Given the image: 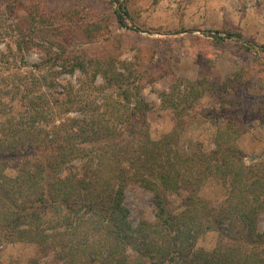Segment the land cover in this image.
Segmentation results:
<instances>
[{
  "label": "trees",
  "instance_id": "16d2710c",
  "mask_svg": "<svg viewBox=\"0 0 264 264\" xmlns=\"http://www.w3.org/2000/svg\"><path fill=\"white\" fill-rule=\"evenodd\" d=\"M17 4L0 6V20L3 12L11 16L7 26L0 21V246L31 242L68 264H264V232L258 230L264 178L233 164L242 154L226 142L240 131L227 122L218 126L215 149L194 156L195 163L172 149L177 148L178 124L160 142H152L133 123L144 122L147 111L139 97L143 76L116 74L110 58L90 60L92 80L100 76L108 89L122 90L124 100L130 93L133 104L126 120L112 115L111 121H98V109L84 112L82 88L58 80L86 70L83 62L68 63L66 42L58 40L55 58L26 61L32 45L37 47L26 34L33 32L37 17L28 12L29 22L23 25ZM117 22L123 23L118 13ZM186 82L189 89H204L201 82ZM70 114L80 118H67ZM16 160L18 173L10 178L5 170ZM209 177H228L230 196L238 200L234 206L205 207L189 191L183 210L170 211L168 192L188 191L191 181L198 185ZM129 181L152 193L155 224H128L122 201ZM82 226L86 240L79 234ZM208 230L218 234L215 250H196L197 235Z\"/></svg>",
  "mask_w": 264,
  "mask_h": 264
},
{
  "label": "rangeland",
  "instance_id": "374dc122",
  "mask_svg": "<svg viewBox=\"0 0 264 264\" xmlns=\"http://www.w3.org/2000/svg\"><path fill=\"white\" fill-rule=\"evenodd\" d=\"M12 2L20 7L23 25L29 22L28 12L37 17L31 24L33 32L26 33L37 45L26 53L28 63L55 58L60 39L66 42L64 56L69 64L85 63L84 72L60 75L58 80L68 88H82L86 114L98 109V121H111L112 115L126 120V110L133 104L130 93L129 100H124L119 95L122 90L108 89L100 76L92 80L90 60L110 58L118 68L116 74L143 76L139 97L147 111L144 122L133 121L139 132L160 142L178 124L177 148L172 149L195 163L194 156L210 155L215 149L218 126L227 122L240 131L237 138H226L242 154L236 160L239 163L233 164L251 168L264 178V0H0V6ZM3 13L0 21L7 26L11 16ZM42 15L45 20L39 18ZM127 67L128 72L124 70ZM128 80H133L132 76ZM177 80L183 81L177 85ZM186 81L201 82L203 91L189 89ZM67 118L80 116L70 114ZM18 168L17 160L10 161L5 174L13 178ZM199 183L191 181L190 190L166 194L173 214L183 210L189 191H194L205 207L219 209L238 201L230 196L228 177H209ZM244 196L239 195L243 204ZM122 206L130 227L155 224L152 193L137 183L129 181L125 186ZM258 230L264 232V216L258 221ZM79 234L86 240L84 226ZM218 239L214 230L202 232L195 239V249L212 252ZM0 264L68 263L55 253L21 241L0 246Z\"/></svg>",
  "mask_w": 264,
  "mask_h": 264
}]
</instances>
